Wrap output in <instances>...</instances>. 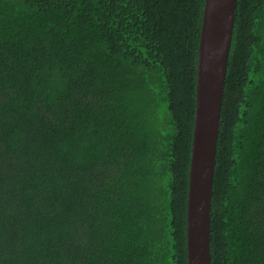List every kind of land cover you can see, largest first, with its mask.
I'll return each instance as SVG.
<instances>
[{"label": "trees", "instance_id": "16d2710c", "mask_svg": "<svg viewBox=\"0 0 264 264\" xmlns=\"http://www.w3.org/2000/svg\"><path fill=\"white\" fill-rule=\"evenodd\" d=\"M205 0H0V264H188ZM212 264H264V0H237Z\"/></svg>", "mask_w": 264, "mask_h": 264}, {"label": "water", "instance_id": "95a60500", "mask_svg": "<svg viewBox=\"0 0 264 264\" xmlns=\"http://www.w3.org/2000/svg\"><path fill=\"white\" fill-rule=\"evenodd\" d=\"M236 7L237 0H205L187 202L188 264H212L214 172Z\"/></svg>", "mask_w": 264, "mask_h": 264}]
</instances>
